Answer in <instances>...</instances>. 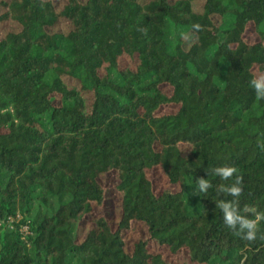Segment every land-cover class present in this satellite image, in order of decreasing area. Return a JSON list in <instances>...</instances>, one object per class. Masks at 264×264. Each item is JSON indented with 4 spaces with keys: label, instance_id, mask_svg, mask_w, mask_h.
<instances>
[{
    "label": "trees",
    "instance_id": "trees-1",
    "mask_svg": "<svg viewBox=\"0 0 264 264\" xmlns=\"http://www.w3.org/2000/svg\"><path fill=\"white\" fill-rule=\"evenodd\" d=\"M258 71L264 0H0V264H264Z\"/></svg>",
    "mask_w": 264,
    "mask_h": 264
},
{
    "label": "clouds",
    "instance_id": "clouds-1",
    "mask_svg": "<svg viewBox=\"0 0 264 264\" xmlns=\"http://www.w3.org/2000/svg\"><path fill=\"white\" fill-rule=\"evenodd\" d=\"M191 28L195 32L203 30V26L198 23L193 24ZM181 36L184 39L188 38L185 33H181ZM249 85L255 92L256 100H264V71L254 72L249 81ZM238 171L239 170L235 166L225 165L212 169L211 173L208 174L215 175L222 181H229L235 177L232 184H221L216 188V192L218 196H231L237 199H218L215 201L216 208L220 209L223 214L225 226L231 230L234 235L246 241L254 242L258 238L259 225L264 221V212L257 211L254 207L245 206L243 213H251L254 215V218H249L248 215L241 213L238 198L243 193V176L237 175ZM212 187L213 185L208 179H196L195 194H206ZM259 238L264 239V235L259 236Z\"/></svg>",
    "mask_w": 264,
    "mask_h": 264
},
{
    "label": "rangeland",
    "instance_id": "rangeland-1",
    "mask_svg": "<svg viewBox=\"0 0 264 264\" xmlns=\"http://www.w3.org/2000/svg\"><path fill=\"white\" fill-rule=\"evenodd\" d=\"M2 32H6V29H3ZM72 83V82H70ZM113 178L109 177V178H104L103 183L106 184L108 187H111L113 184ZM114 205H106L105 207H103L100 211L102 213H105L108 215V217L110 218V220L116 222L119 218V213H118V204L116 202L113 203Z\"/></svg>",
    "mask_w": 264,
    "mask_h": 264
},
{
    "label": "built area",
    "instance_id": "built-area-1",
    "mask_svg": "<svg viewBox=\"0 0 264 264\" xmlns=\"http://www.w3.org/2000/svg\"><path fill=\"white\" fill-rule=\"evenodd\" d=\"M26 229V228H25Z\"/></svg>",
    "mask_w": 264,
    "mask_h": 264
}]
</instances>
